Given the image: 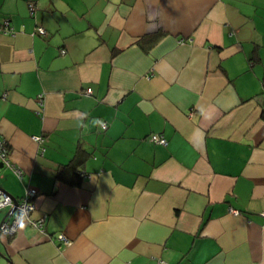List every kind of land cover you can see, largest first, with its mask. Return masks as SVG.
Wrapping results in <instances>:
<instances>
[{
  "label": "crops",
  "instance_id": "0c3cea01",
  "mask_svg": "<svg viewBox=\"0 0 264 264\" xmlns=\"http://www.w3.org/2000/svg\"><path fill=\"white\" fill-rule=\"evenodd\" d=\"M4 21L0 190H35L43 233L0 235V264H264V0H0Z\"/></svg>",
  "mask_w": 264,
  "mask_h": 264
},
{
  "label": "built area",
  "instance_id": "2783aa9c",
  "mask_svg": "<svg viewBox=\"0 0 264 264\" xmlns=\"http://www.w3.org/2000/svg\"><path fill=\"white\" fill-rule=\"evenodd\" d=\"M32 10V7H30ZM8 23L6 21L2 22L0 25V33H9L10 28L8 27ZM45 30L41 27L36 28V34L39 36L45 35ZM61 54H64V50H61ZM90 89L85 90V94H90ZM100 128L105 130V123L100 124ZM35 141L40 142L42 139L40 137L34 138ZM150 141L157 145H165V140L159 136L152 135L150 137ZM8 149L5 141L0 139V159L5 163L6 166L13 167L9 164V160L7 157ZM14 173L17 177H19V172L13 169ZM36 195V191L33 189H26L24 196L15 200L10 195L0 190V209L8 208V214L6 217L2 219L0 222V235L4 237H12L18 230L19 224L22 220H27L30 226L39 233H43V219L31 220L30 215L35 210L34 197ZM11 210H13L11 212ZM53 240L68 246L70 242L63 236L57 235L53 238Z\"/></svg>",
  "mask_w": 264,
  "mask_h": 264
},
{
  "label": "trees",
  "instance_id": "16d2710c",
  "mask_svg": "<svg viewBox=\"0 0 264 264\" xmlns=\"http://www.w3.org/2000/svg\"><path fill=\"white\" fill-rule=\"evenodd\" d=\"M254 54H255V56H256V48L254 49ZM255 60H257V58L253 56V57H252L251 59H249L248 61H249L250 65H251V64L254 63ZM261 82H262V85L264 86V72H263L262 77H261Z\"/></svg>",
  "mask_w": 264,
  "mask_h": 264
},
{
  "label": "water",
  "instance_id": "95a60500",
  "mask_svg": "<svg viewBox=\"0 0 264 264\" xmlns=\"http://www.w3.org/2000/svg\"><path fill=\"white\" fill-rule=\"evenodd\" d=\"M14 199V198H13ZM13 210H11V212H12Z\"/></svg>",
  "mask_w": 264,
  "mask_h": 264
}]
</instances>
